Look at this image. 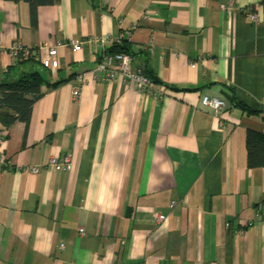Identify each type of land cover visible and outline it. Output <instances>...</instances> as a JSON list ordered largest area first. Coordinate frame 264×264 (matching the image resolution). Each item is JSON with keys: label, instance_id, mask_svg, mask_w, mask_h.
<instances>
[{"label": "crops", "instance_id": "crops-1", "mask_svg": "<svg viewBox=\"0 0 264 264\" xmlns=\"http://www.w3.org/2000/svg\"><path fill=\"white\" fill-rule=\"evenodd\" d=\"M123 41L150 88L92 78ZM14 42L62 82L26 123L0 121V264H264V166L245 148L264 135L262 0H0V81ZM203 93L225 99L219 118Z\"/></svg>", "mask_w": 264, "mask_h": 264}, {"label": "trees", "instance_id": "trees-1", "mask_svg": "<svg viewBox=\"0 0 264 264\" xmlns=\"http://www.w3.org/2000/svg\"><path fill=\"white\" fill-rule=\"evenodd\" d=\"M19 1V0H13ZM28 3L31 13H34L37 5L51 4L57 0H22ZM264 4V0H262ZM25 54L19 52L16 58H12L13 65L6 69L4 80L0 81V121L8 126L16 120L26 123L29 118L32 104L40 98L42 93L39 90L41 85L55 87L62 80L51 82L48 77H44V68L39 63L38 54L34 48H25ZM108 53L122 52L129 56L132 55L128 42L112 45L106 48ZM17 65L19 72H13V67ZM23 69H22V68ZM141 71L150 79L156 82L155 78L142 66H138ZM11 69V70H10ZM151 79V80H152ZM241 109L248 113L253 110L244 108L237 104ZM246 164L248 168L264 166V135L247 130L245 133Z\"/></svg>", "mask_w": 264, "mask_h": 264}, {"label": "built area", "instance_id": "built-area-1", "mask_svg": "<svg viewBox=\"0 0 264 264\" xmlns=\"http://www.w3.org/2000/svg\"><path fill=\"white\" fill-rule=\"evenodd\" d=\"M224 6V4H222ZM226 9H234L230 4L225 5ZM251 12L250 17L251 19L256 18V13L253 12V8H249ZM96 41L95 38H88L85 40L88 44H93ZM101 46H104L105 41H110L108 36H103L100 39ZM82 41H74L71 43V50L77 51L81 48ZM7 52L11 58H16L19 52H23L25 54L26 50H24L23 46L19 43L14 42L8 46ZM49 56H54L56 54L55 46H51L48 48L47 51ZM91 76L94 79H102V80H112L120 77L124 80H128L134 83L139 90H146L150 88L151 80L148 76H146L139 67H133L132 59L129 55L122 53V52H115V53H102L101 58L97 60L96 65L91 70ZM78 79L82 82L83 76L80 75ZM73 98H78L79 96V89L75 87L72 90ZM200 104L204 107H208L213 111L215 117L219 118L220 113L223 109L226 108V101L223 97L209 95L203 93L200 97ZM220 124L221 121L218 120ZM71 165V158L68 155L57 157L52 156L47 160V166L53 170H67ZM28 171L31 173H35L38 170V166H29ZM262 216L264 218V210L262 211ZM153 218L156 221H161L163 219V215L159 212L153 213Z\"/></svg>", "mask_w": 264, "mask_h": 264}, {"label": "water", "instance_id": "water-1", "mask_svg": "<svg viewBox=\"0 0 264 264\" xmlns=\"http://www.w3.org/2000/svg\"><path fill=\"white\" fill-rule=\"evenodd\" d=\"M227 97V96H226ZM228 100H230L231 98L227 97Z\"/></svg>", "mask_w": 264, "mask_h": 264}]
</instances>
